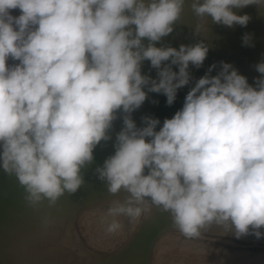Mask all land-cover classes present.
<instances>
[{"label":"clouds","instance_id":"obj_1","mask_svg":"<svg viewBox=\"0 0 264 264\" xmlns=\"http://www.w3.org/2000/svg\"><path fill=\"white\" fill-rule=\"evenodd\" d=\"M248 6L264 17V0H0V171L26 205L53 208L76 194L111 142L94 175L112 196L127 195L108 204V234L155 207L186 239L214 225L264 239V59L251 83L229 62L214 75L215 63L199 78L190 70L208 56L210 25L246 27ZM185 23L197 42L163 43ZM242 43L254 47V34ZM185 87L170 118L137 124L149 93L171 106ZM54 224L42 216L43 230Z\"/></svg>","mask_w":264,"mask_h":264},{"label":"rangeland","instance_id":"obj_2","mask_svg":"<svg viewBox=\"0 0 264 264\" xmlns=\"http://www.w3.org/2000/svg\"><path fill=\"white\" fill-rule=\"evenodd\" d=\"M251 10L256 9L254 6H248L240 10V14L249 13ZM185 19L194 24L195 17L190 9H186ZM241 28L239 25L231 28L210 25L208 36L210 50L202 69L203 75L211 64H217L214 75L219 70L220 62L229 60L241 74L248 78L255 76L250 74L242 63L248 58L260 61L263 59L262 53L258 52L256 45L249 50L242 48ZM231 30L233 31L230 32ZM200 38L193 34L192 28L187 24V29L184 28L174 38L165 37L163 43L178 48L180 44H193ZM263 41L264 36L258 39L259 43ZM144 71H149V65H144ZM151 75L153 77L156 75L154 69L151 70ZM187 91V87L180 89L177 94L178 102L175 101L171 106L166 104L164 95L149 93L145 103L133 113V118L138 125L144 116L159 118L162 122L164 118H170L177 111L176 108L179 106L177 104L183 103ZM118 126L120 122L117 121L115 129L119 130ZM126 195L127 193L123 191L116 196L108 193L99 197L91 195V198L84 199L79 205L72 203L66 194L62 196L56 205L60 206L48 213L55 218V224L46 231L41 230L44 233L39 235L33 228L32 233L36 234L34 240L41 241L39 245L44 248L43 255L45 251L50 254L48 261H41L40 264H81L83 260L89 261L90 264H264V239L256 240L253 236L236 239L232 233H227L215 225L203 230L202 236L198 239H186L174 229L170 216L155 207L148 219L137 223H130L127 218L122 217L123 230L115 235L108 234L105 231L108 204L112 199H124ZM22 202L5 205L0 210V213L13 211L0 221V239L15 236L17 233L14 231L28 218L33 220L35 216H39L41 220L45 214L43 211L48 209L43 205L41 214L22 213L18 217H11L14 216V212L19 211L13 210L12 207ZM29 231L25 230L23 237L28 238ZM14 240L21 241L18 238ZM67 255L70 257L67 258Z\"/></svg>","mask_w":264,"mask_h":264},{"label":"bare ground","instance_id":"obj_3","mask_svg":"<svg viewBox=\"0 0 264 264\" xmlns=\"http://www.w3.org/2000/svg\"><path fill=\"white\" fill-rule=\"evenodd\" d=\"M249 14L252 16V20L249 22V24L246 27H242L240 29V43L242 45V48L249 50L253 47H246L242 43V37L244 33L249 32L254 34V44L256 45V48L258 49L259 53H262V57L264 59V41L263 43H259L258 39L262 38L264 36V17H258L256 10H251ZM187 29V23L180 24L175 31L169 35V38H174L177 35H179L183 30ZM231 30L230 32H232ZM208 59V56L203 64V66L199 69L192 67L190 70L192 72L193 77L199 78L203 76L202 69L205 66V63ZM229 63H231L229 60H227ZM259 61H254V58H248L246 62H243L242 65L246 67L248 72L252 75L255 74L254 77L258 75V73L255 70V65ZM145 65H148L147 62H145ZM234 67L235 65L232 64ZM219 68V67H218ZM236 68V67H235ZM248 78L249 82L251 83L253 81V78ZM178 97L176 99V102H178ZM183 103H178L179 105L176 110H178ZM120 122V121H118ZM120 128V126H118ZM118 131V129H115ZM112 151L111 142H109L106 146L98 147L96 150V160L93 165L89 166L88 169L85 170V185L76 193L73 195H67L72 200V203L74 204H81V201L84 199L91 198V195L95 197H99L101 195L107 194L106 186L103 182L99 181L96 176L94 175V169L98 165H102L103 160L106 158L108 154ZM109 194V193H108ZM124 196V195H123ZM24 190L19 185L15 177L8 176L4 174L2 171H0V210L3 209L5 205L10 206L18 201H23L18 206L12 207L13 210L19 209V211L14 212L15 217L22 213L27 214H41L42 207L39 210H34L30 207H28L24 201ZM121 198V197H120ZM59 202V201H58ZM57 202V203H58ZM44 205L47 206L45 203ZM60 206V205H58ZM58 206H55L53 208H48L47 210L43 211L44 213H50L54 208H58ZM6 209V208H5ZM13 213V211H6L0 213V221L3 220L7 215ZM33 228L37 230V235L42 232L43 229L41 228V220L39 216H35V218L32 220L31 218L26 219L23 225L19 226L18 229L14 232L17 234L13 237L6 236L7 239L1 238L0 239V264H40L41 261H48L50 254H48L47 251L44 252L45 255L42 253L43 246L39 245L41 241L34 240L35 233L33 232ZM220 229V228H219ZM25 230H30L27 235V237H23L25 233H23ZM42 230V231H41ZM158 230V226H157ZM212 230V229H210ZM212 231H219V230H212ZM221 231V230H220ZM229 233V232H227ZM231 233V232H230ZM20 239V242H16L14 239ZM150 245V244H149ZM152 247V245H151ZM150 247V249H151ZM139 248V247H138ZM148 248V247H147ZM46 255H48L46 257ZM69 258L70 256H66ZM70 264V263H69ZM77 264V263H76ZM81 264H90L89 261L83 260Z\"/></svg>","mask_w":264,"mask_h":264}]
</instances>
